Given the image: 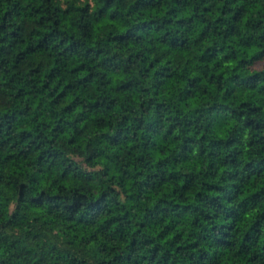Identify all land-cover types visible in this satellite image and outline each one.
<instances>
[{
  "label": "clouds",
  "instance_id": "9594fccd",
  "mask_svg": "<svg viewBox=\"0 0 264 264\" xmlns=\"http://www.w3.org/2000/svg\"><path fill=\"white\" fill-rule=\"evenodd\" d=\"M262 219L264 0H0V264H236Z\"/></svg>",
  "mask_w": 264,
  "mask_h": 264
},
{
  "label": "trees",
  "instance_id": "16d2710c",
  "mask_svg": "<svg viewBox=\"0 0 264 264\" xmlns=\"http://www.w3.org/2000/svg\"><path fill=\"white\" fill-rule=\"evenodd\" d=\"M260 222L264 223V219ZM221 251L223 252V250ZM224 255L227 257L230 254L224 253ZM233 259L236 264H254V262L255 264H264V237L259 238L254 245H249L245 252H241L238 248ZM149 264H151L150 260Z\"/></svg>",
  "mask_w": 264,
  "mask_h": 264
}]
</instances>
